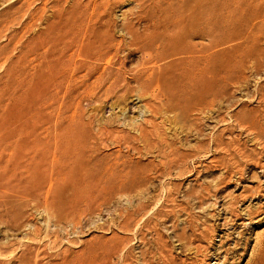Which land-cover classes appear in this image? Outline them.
Segmentation results:
<instances>
[{
  "label": "rangeland",
  "instance_id": "1",
  "mask_svg": "<svg viewBox=\"0 0 264 264\" xmlns=\"http://www.w3.org/2000/svg\"><path fill=\"white\" fill-rule=\"evenodd\" d=\"M237 1L0 0V264H264V0Z\"/></svg>",
  "mask_w": 264,
  "mask_h": 264
},
{
  "label": "bare ground",
  "instance_id": "2",
  "mask_svg": "<svg viewBox=\"0 0 264 264\" xmlns=\"http://www.w3.org/2000/svg\"><path fill=\"white\" fill-rule=\"evenodd\" d=\"M247 1H248V0H247ZM251 1H252V0H251ZM251 1H250V2H251ZM238 2H240V1H237V2H236V0H235V3H237V4H236L237 6H239V5H238ZM244 2H245V1H244ZM250 2H249V3H250ZM246 3H247V2H246ZM244 4H245V3H244ZM244 4H243V5H244ZM241 5H242V4H241ZM246 5H248V3H247ZM249 5H250V4H249ZM235 7H236V6H235ZM239 7H240V6H239ZM242 7H244V6H242ZM247 7H248V6H247ZM231 8H233V7H231ZM239 9H240V8H239ZM242 9H244V8H242ZM252 9H253V8H252ZM232 10H234V9H232ZM237 10H238V9H237ZM253 10H254V9H253ZM229 11H230V10H229ZM239 11H240V10H239ZM231 12H232V11H231ZM234 12H235V11H234ZM241 12H242V11H241ZM241 12H239L238 14H241ZM254 12H255V11H254ZM232 14L234 15L235 13H232ZM233 15H232V16H233ZM245 15H246V14H245ZM232 16H231V17H232ZM240 16L242 17V14H241ZM238 17H239V16H238ZM233 18H234V17H233ZM233 18H232V19H233ZM248 18H250V17H248ZM236 19H237V18H236ZM244 21H245V20H244ZM248 21H250V20H248ZM230 26H231V25H230ZM230 26H229V27H230ZM227 27H228V26H227ZM233 28H234V27H233ZM263 251H264V250H263ZM254 259H255V257H253V258H252L247 264H253ZM255 261H256V259H255Z\"/></svg>",
  "mask_w": 264,
  "mask_h": 264
}]
</instances>
